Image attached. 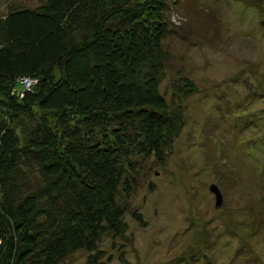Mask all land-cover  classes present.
I'll list each match as a JSON object with an SVG mask.
<instances>
[{
	"label": "trees",
	"instance_id": "obj_1",
	"mask_svg": "<svg viewBox=\"0 0 264 264\" xmlns=\"http://www.w3.org/2000/svg\"><path fill=\"white\" fill-rule=\"evenodd\" d=\"M245 3L264 23V0ZM175 11L206 24L180 0H38L0 16V264H110L102 242L130 244L132 196L197 92L178 76L160 93Z\"/></svg>",
	"mask_w": 264,
	"mask_h": 264
},
{
	"label": "rangeland",
	"instance_id": "obj_2",
	"mask_svg": "<svg viewBox=\"0 0 264 264\" xmlns=\"http://www.w3.org/2000/svg\"><path fill=\"white\" fill-rule=\"evenodd\" d=\"M180 1L208 22L192 30L173 13L160 93L169 99L178 76L197 92L165 165L151 164L132 196L143 224L127 215L130 244L105 239L100 248L110 264H264V23L245 0ZM37 5L2 0L0 16Z\"/></svg>",
	"mask_w": 264,
	"mask_h": 264
},
{
	"label": "water",
	"instance_id": "obj_3",
	"mask_svg": "<svg viewBox=\"0 0 264 264\" xmlns=\"http://www.w3.org/2000/svg\"><path fill=\"white\" fill-rule=\"evenodd\" d=\"M209 191L214 195L215 198V204L214 207L215 209H219L222 206L223 198H222V193L220 189L218 188L217 185L212 184L209 186Z\"/></svg>",
	"mask_w": 264,
	"mask_h": 264
},
{
	"label": "built area",
	"instance_id": "obj_4",
	"mask_svg": "<svg viewBox=\"0 0 264 264\" xmlns=\"http://www.w3.org/2000/svg\"><path fill=\"white\" fill-rule=\"evenodd\" d=\"M24 83L26 84V86H28L29 84H30V82L29 81H24Z\"/></svg>",
	"mask_w": 264,
	"mask_h": 264
}]
</instances>
